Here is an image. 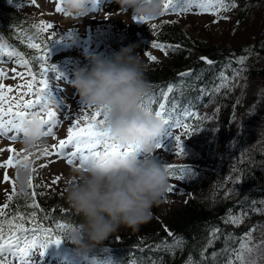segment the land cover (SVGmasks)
<instances>
[{
	"label": "trees",
	"instance_id": "1",
	"mask_svg": "<svg viewBox=\"0 0 264 264\" xmlns=\"http://www.w3.org/2000/svg\"><path fill=\"white\" fill-rule=\"evenodd\" d=\"M21 2L0 0V35L31 57L38 53L17 38V29L34 35L32 26L39 23V17L23 10ZM229 10L235 18L226 33V41L200 36L176 19L160 18L152 23L157 28L153 29L152 24L148 28L151 42L179 46L165 50L156 48V52L146 51L157 57V61H152L146 55L147 61L144 62L149 94L173 84L175 87L169 94L170 100L174 98L181 107L192 105L199 119L193 118L187 123L198 124L199 129L205 109L213 106L206 124L218 131L217 138L215 141L196 138L189 142L199 130L188 135L189 139L185 142L192 151L189 158L182 163H171L189 165L188 181L184 179L188 185L181 186L168 175L169 184L183 193L182 200L170 204L162 212L157 205L154 206L148 221L136 227H121L96 245L89 253L100 264H186L189 257L198 264H226L230 255L226 249L238 248L239 238L249 230L253 243L264 250L261 243L264 234H260L262 229L264 231V203H261L264 202V0H236V6ZM103 34V38L98 36L96 40L112 53L130 44L128 39L114 31ZM47 37L46 33L41 34L42 39ZM241 56L246 57L243 65L238 63ZM201 57L213 63L208 64ZM49 62L54 64V60ZM240 68L244 71L233 77V70ZM34 70L38 71V65ZM189 71L190 75L180 76ZM221 72L229 78L228 84L214 92V87L221 83ZM242 81L253 87L249 101L242 98L244 91L241 89L246 88L245 84L239 88ZM234 117L236 122H233ZM222 131L223 136L220 137ZM156 157L166 164L161 154H156ZM33 183L40 185L35 190L44 195L38 196L37 200L50 217L74 227L79 224L80 217L59 192L46 189L35 180ZM16 190L20 193L19 187ZM31 191L28 187L25 190ZM7 195L2 204L6 202ZM252 201L256 203L252 204ZM30 202V198L26 201L22 194L17 195L8 211L17 208L30 211L25 208V204ZM253 208L261 211H252ZM65 209L67 211H63ZM230 209L233 215L246 213L240 224L225 222ZM44 223L47 225L51 221ZM213 229L219 230L214 240ZM169 231L172 236L168 235ZM176 237L182 238L179 247H156L164 242L173 245ZM209 240H212L211 245ZM62 243L76 250L65 235ZM213 253H216L215 257ZM251 256L257 264H264V258H258L257 251L254 250Z\"/></svg>",
	"mask_w": 264,
	"mask_h": 264
},
{
	"label": "snow or ice",
	"instance_id": "2",
	"mask_svg": "<svg viewBox=\"0 0 264 264\" xmlns=\"http://www.w3.org/2000/svg\"><path fill=\"white\" fill-rule=\"evenodd\" d=\"M32 3L35 5L36 0H32ZM62 5L63 0H57L55 11L70 15ZM235 6L236 0H163L160 15L163 16L169 12L182 14L195 9L198 14L211 13L219 19L221 18L219 16L221 10H228ZM123 10L127 11L128 9ZM132 18L134 21L143 24L155 19V17L144 16H133ZM157 27L156 24H152L153 29ZM32 28L35 29L34 35H28L22 29H17V38L21 39L23 43H26L29 49H33L38 53V55L31 57L9 44L4 36L0 35V63L9 62L24 69V71H18L16 67L11 69L12 73H14L12 78H19L22 81L15 87L0 83V135L8 136L11 140H17L20 137L22 121L33 111H41V118L46 126V136H54V129L61 122L68 124L66 135L60 138L58 143L52 144L51 150L47 146L40 150L43 156H54L57 159L63 158L68 165L83 167L90 156H97L101 152L121 155L138 152L139 150L134 145H127L121 148L112 142V137L109 135V129L107 127L106 109L104 108H94L84 105L69 120L66 117L58 115V110L45 107V96L48 94L49 89V73L56 71V66L49 62V45L56 37V32L51 23L43 20L33 25ZM49 29H53L51 35L46 39H42L41 34L48 32ZM65 34L73 37L74 31L69 30ZM61 39H63V36L57 40L59 41ZM152 47L165 50L179 46L165 45L153 41ZM146 55L150 60L157 61V57L150 52H146ZM201 59L205 60L208 64L213 63V61L208 60L206 57H201ZM245 59L246 57L244 56L239 57L238 63L243 65ZM37 65L38 71L34 70L37 68ZM242 71H244L243 68L234 69L233 77L239 75ZM190 74L189 71L181 73L180 76L183 77ZM6 75L7 73L3 69H0V79L5 78ZM25 76H27L26 80ZM228 79L221 72V83L215 86L213 91H219L220 88L226 87ZM174 87L173 84H168L152 92L147 97H142L139 101L138 108L154 114L165 125V130L157 143V148H165L162 139L163 135L171 136L175 141L173 145L174 151L177 154L183 155L185 154L184 140H182L181 135L175 134L172 129L183 128L185 135H192L199 130V125L189 124L186 121L193 118L199 119V117L197 112L192 110V105L181 107L176 104L174 98L170 100L169 94L173 93ZM0 151H3V149H0ZM8 151L12 152L13 155H9L6 160L0 162V168L8 169L19 166L29 168L31 175L28 178L27 187L32 191L30 193L25 191L18 193L16 190V179L13 180L7 171L4 172L3 180L5 182H11L12 191L7 195L6 202L0 205V264H32L31 257L37 253V250L42 255L49 245H59L67 230L74 228V226L50 217L37 200V197L43 196L44 193H38L35 189L40 187V185L33 183L32 173L36 172V168L32 167L34 161L31 157L34 153L28 152L25 149L24 152L26 154L21 156L11 146L8 148ZM46 166L44 164L40 165V167ZM163 167L167 174L176 180L184 179L191 171L189 165L167 163L163 164ZM59 180L60 176H56L53 183H57ZM239 182L240 179L238 178L237 183ZM174 187V185L169 184L168 192L173 191ZM20 194L25 197L26 201L30 198L31 202L25 204V208L30 209V211H21L17 208L9 212L8 209L10 208L11 202ZM251 203L255 204L256 202L252 201ZM63 211L67 210L65 209ZM252 211L260 212L261 209L253 208ZM245 215V212L233 215L230 209L228 216L225 218V222L240 224ZM49 220L51 223L46 225L44 221ZM218 231V229H213V240L217 238ZM168 235L172 236L173 234L169 231ZM239 239L240 243L238 248L226 249L230 253L226 264H257L256 259H246V254L250 256L254 250L258 252V258H264V250H261V246L254 244L252 241L251 230L244 233ZM181 243L182 238L176 237L173 245H168L167 242H164L163 245H157L156 247L172 249L179 247ZM208 243L211 245L212 240H209ZM261 243L264 244V241ZM201 255L203 256V253ZM212 255L215 257L216 253ZM186 264H198V262L189 257Z\"/></svg>",
	"mask_w": 264,
	"mask_h": 264
},
{
	"label": "clouds",
	"instance_id": "3",
	"mask_svg": "<svg viewBox=\"0 0 264 264\" xmlns=\"http://www.w3.org/2000/svg\"><path fill=\"white\" fill-rule=\"evenodd\" d=\"M133 16L158 17L163 0H118ZM71 17L84 19L90 14L89 0H63ZM137 44L122 46L110 58L91 53L87 63L73 69L71 86L86 106L106 109L112 142L121 148L134 145L130 154L90 156L83 167H75L65 185L66 203L80 217L65 236L77 255L87 260L89 252L121 227H136L151 218L152 208L168 192L169 177L157 159V143L165 130L154 114L138 108L150 92L147 66L135 51ZM45 107L59 110L52 94L45 96ZM41 111H33L21 123V143L26 150L43 149L47 143ZM29 168H16L15 179L25 191Z\"/></svg>",
	"mask_w": 264,
	"mask_h": 264
},
{
	"label": "rangeland",
	"instance_id": "4",
	"mask_svg": "<svg viewBox=\"0 0 264 264\" xmlns=\"http://www.w3.org/2000/svg\"><path fill=\"white\" fill-rule=\"evenodd\" d=\"M56 3L57 0H36L34 5L32 0H22L21 7L23 10L39 17V21L43 20L47 23H51L56 32V39L54 38L51 41V46H49V58L50 60H54L56 71L51 72L48 94L54 95L59 102L58 115L66 117L69 120L72 119L79 112L80 108L84 106L83 101L77 94L75 88L71 86V81L74 78L73 69L76 66H83L87 63L86 58L91 53H96L108 58L112 55V51L108 47L96 40L98 36L103 38L105 35L103 33L114 31L118 36L128 39L130 44H137L138 47L135 50L142 57L143 61L146 62V51L150 50L156 52V48L152 47L150 30H148V28L153 22L160 18L176 19L180 24L198 35L218 41L227 40L226 33L235 18V15L229 9L221 10L219 13L221 18L219 19H217L216 15L211 13L198 14L194 9L191 12L182 14L169 12L163 16L159 15L158 17H155L154 20L147 21L143 24L134 21L131 9L124 11V8L118 0H89L90 14L81 20L65 15L64 13H57L55 11ZM53 29H49L48 32H46L47 36L51 35ZM69 30L74 31L73 37L65 34ZM61 36H63V39L58 41L57 39ZM13 67H16L18 71H24L22 67L13 63H0V69H3L7 73L5 78L0 79V83L15 87L22 82L19 78H12L14 73H12L11 69ZM26 79L27 76H25V80ZM244 84L246 85V88L242 87ZM240 87H242L241 91H244L242 92L244 93L242 98L248 100L250 98V89L252 90L253 88L252 85H247L246 82L243 83L242 81L239 85V88ZM212 108L213 106L209 105L208 108L205 109V115L203 114L199 133L196 134L197 136L193 135L195 136L194 138L189 139L188 135L184 134L183 128L172 129L175 134L181 135L182 140H184L185 154H177V152L174 151L173 145L175 141L173 137L167 135L162 136L165 148L158 149L156 154H161L163 156L164 163H182L189 158L192 151L187 147V143L185 142L186 139H189V142L196 138H199L201 141H206V139L216 140L218 131L206 124V121L208 122L209 120L207 115ZM236 119L237 118L234 117L233 122H236ZM67 127L68 124L65 122L58 124L54 129L55 135L47 136V143L44 147L47 146L51 150V145L58 143L59 139L66 135ZM222 136L223 131L220 137ZM21 139V136L17 140H11L8 136L0 135V149H3V151H0V162L6 160L9 155H13L12 152L8 151L10 146L14 147L21 156L26 154ZM40 150V148L31 151L27 150L28 152L34 153L31 157L34 161L32 167L36 168V172L32 173L33 180L40 183L42 187L46 189H52V191L59 192L62 199L66 202L65 185L67 181L73 178L72 171L75 166L68 165L63 158L57 159L54 156H43L41 155ZM37 157H39V159H37ZM41 164L47 166L40 167ZM5 171H7L8 175L15 180L16 168H0V205L3 203L5 196L12 190L11 182H5L3 180ZM56 176H60V180L57 183H53ZM185 178L188 181V176ZM184 179L176 180L174 178L173 181L185 187L188 183L187 181H184ZM16 187L18 188L17 182ZM182 198L183 193L178 187H175L173 191L167 192L162 201L157 205L158 210L162 212L170 204L173 205L180 202ZM260 234H264L263 229L260 231ZM54 245L55 244L49 245L42 255L39 253V250H37V253L31 257L32 264L38 261H40V264H50L49 253H45L49 250H54ZM67 248L64 247L63 249L72 253L74 255L73 258L65 257L66 251L63 249H61L62 255H58L60 259H66L67 264H100L90 256H88L87 260H84L77 255L76 250ZM246 259H252V256L246 254Z\"/></svg>",
	"mask_w": 264,
	"mask_h": 264
},
{
	"label": "bare ground",
	"instance_id": "5",
	"mask_svg": "<svg viewBox=\"0 0 264 264\" xmlns=\"http://www.w3.org/2000/svg\"><path fill=\"white\" fill-rule=\"evenodd\" d=\"M67 248L68 246H66V245H64V244H62V243H60L59 245H54V250H49V251H47L45 254H48L49 253V263L50 264H67V262H66V259H60L59 257H58V255H62V250L61 249H63V248ZM67 249H71V248H67ZM60 250V251H59ZM64 251H66L65 252V257H69V258H73V254L72 253H70V252H68V250H66V249H63ZM75 252V251H74ZM53 253V254H52ZM88 256H90V257H92V258H95L94 256H92L90 253L88 254ZM34 263V262H33ZM34 264H40V261H38V262H36V263H34Z\"/></svg>",
	"mask_w": 264,
	"mask_h": 264
}]
</instances>
